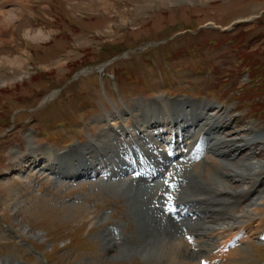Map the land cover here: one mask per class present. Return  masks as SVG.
I'll list each match as a JSON object with an SVG mask.
<instances>
[{
	"label": "rangeland",
	"instance_id": "obj_1",
	"mask_svg": "<svg viewBox=\"0 0 264 264\" xmlns=\"http://www.w3.org/2000/svg\"><path fill=\"white\" fill-rule=\"evenodd\" d=\"M6 2L0 0V4ZM46 2L50 4L46 14L52 20L39 11L35 18L26 19L33 27L59 29V35L48 43L40 44L47 39L44 34L33 38L39 46L30 48L32 63L43 69L14 88L0 89V260L9 264H177L167 256H146L148 240L132 214L135 211L128 196L120 188L107 185L120 182L121 175L116 174L121 170L111 175L117 180L104 182L58 178L43 172L45 163L41 162L35 169H25L35 150L65 153L58 157V163L76 160L77 148L79 152L96 142L111 123L116 127L112 121L116 115L132 107L147 106L159 112L160 105H180L183 101L187 104L179 107L188 111L199 106L226 110L229 123L239 119L233 122L230 136L228 132L221 136L240 139L252 135L259 143L240 154L238 160L234 156L224 160L217 156L224 149L215 155L202 153L211 148L214 136L209 137L206 149H199L203 157L199 155L196 164L200 183L213 179L231 192L249 188V179L227 182L229 177L223 178L218 170L222 164L238 170L262 164L264 181V0H195L191 7L145 15L136 22L134 31L123 29L111 41L97 30L116 19L113 15L100 12L74 20L65 12L64 0ZM130 6L131 0H117L118 11ZM0 41V52L14 53L27 47L19 31L0 32ZM159 127L163 125H155L149 133H156ZM247 130L250 132L243 134ZM189 131L194 132V128ZM161 137L149 145L162 143L168 135ZM167 140L173 147L174 140ZM186 141L184 144L197 146L191 138ZM118 142L117 150L123 146ZM160 143L157 151L166 149ZM177 153L181 155V151ZM252 153L255 156L249 157ZM22 165L27 167L22 169ZM60 168L61 177L72 174ZM256 189L246 191L247 200L230 212L236 217L250 213L256 220L254 228L264 222V184L258 182ZM222 224L224 219L214 225L215 229ZM183 231L188 230L182 229L181 237ZM217 232L211 236L208 232L201 239L196 236L198 247L191 241L189 245L205 248L209 239L217 238ZM106 235L112 238L111 244ZM249 240L241 247L253 261L263 264L264 244L258 245L251 236ZM214 242L216 248L221 246L222 241ZM255 252H260L258 258Z\"/></svg>",
	"mask_w": 264,
	"mask_h": 264
},
{
	"label": "bare ground",
	"instance_id": "obj_2",
	"mask_svg": "<svg viewBox=\"0 0 264 264\" xmlns=\"http://www.w3.org/2000/svg\"><path fill=\"white\" fill-rule=\"evenodd\" d=\"M160 101L162 103V100ZM186 104L187 103L183 101L180 105L179 103L163 104L164 106L160 105V108H158L160 109L159 112L149 107L147 109V106H140L139 109L132 107L131 110L128 108V111H123L118 117L117 115L115 116L116 119L112 120L114 125L118 126L120 132L111 133V128L105 130L106 132L101 133L99 139H96V142L88 143L85 145V148L79 150V152V148L75 150L76 156L74 158L76 160L67 159L66 163H58V157L65 153L56 155L57 152L48 154L35 150L34 155L32 154L28 160L32 162L27 165L28 167H23V164L21 168L24 169L27 167V169H25L26 172L37 168L40 166L39 164L41 162L45 163L42 170L43 172H48L58 178L79 180L98 178L101 174H107V169L112 164L110 161L116 159V167L118 170H121L120 173L116 174L121 175L120 182L117 184L108 182L109 184L107 185L114 186L116 190L120 188L123 194L128 196L129 202L133 207H131V210L134 209L135 211L132 214L137 222H139L142 234L144 231L143 235L146 236L148 240L144 251L146 252V256H167L172 262L177 264H258L257 261H253L251 257L246 254L245 249H243L241 245L243 242L249 243L246 242L249 241V236H263L264 222H260L261 224H259L256 229H252V221L255 219L250 213L246 212L243 216L236 217L230 216V212L233 213L239 208L242 200H247L246 191L252 190V192H256L257 183L264 184L263 179H261L260 171L263 165L259 164V166H256L251 164L246 167L245 170H238L236 167L230 169V167L224 166V164H222V167L218 168L223 178L224 176L229 177H227V182L235 181L236 179L239 182L247 181V179L254 182L253 184L252 182L250 183L249 188H244L240 192H231L227 190L228 188H224L223 183L214 181L213 179L206 180L207 183L205 184L200 183L201 180L199 179L196 169L195 172L191 173L187 171L190 160H195L200 155L199 149H203V147L206 149L205 146L208 144L205 145V143L209 142V137L214 136L213 142L209 143L211 148L207 152L203 151L202 153L215 155L216 152L224 149V153L220 152V155H217L222 156L224 160L232 158L233 156L234 160H238L240 154L247 152L252 146L257 145L258 142L257 140L255 141L251 134L248 138L244 136L240 139L236 137L231 139H228L226 136L222 137L221 134L224 132H228L229 136L231 135L232 125H234L233 122L239 119H235L234 121L230 120L232 122L229 123V114L226 110L213 108L212 106H199L188 111L185 108L179 107L181 105L185 106ZM147 111L156 114L151 116L147 114ZM212 112H214V114ZM167 114L171 117L166 118ZM119 116L121 117L120 120ZM106 120L107 119L104 121L106 122ZM226 123H229V126L224 128ZM160 124H162L163 127L156 128L155 137L151 136L148 131L153 130L155 125L157 126ZM237 125H241V123L238 122ZM143 126L146 127V129H143ZM192 128H194V132L191 133L189 129L191 130ZM248 132H250V130L243 132V134ZM146 134L148 135L147 137L152 138V142H156L157 138L160 139L162 138L161 136L165 134L172 136L171 140H174V146L171 147L170 150L171 154L175 157V150L181 149V145L187 142L186 140L190 138L195 139L193 143H195V145L197 144V146H191L189 148L190 150L194 148L191 151L189 149L183 151L185 149L184 146L182 150L183 157L176 158L174 162L168 158L165 152L155 151L152 154L153 165H149L144 159H141L130 171V169H128L129 158L124 153L125 148L131 147L133 151L130 154L133 156L141 153L145 155L146 158H149L148 152L150 151L146 149L145 144H143L146 142ZM232 136H234V134H232ZM118 140L123 145L119 150H117L115 146V142L119 143ZM112 142H114V144H111ZM103 145L106 149L110 150H106ZM152 148H156V145L152 146ZM227 149L228 151H226ZM30 154L27 155V157L30 156ZM251 156L255 155L252 153L249 157ZM103 159L106 160L103 161ZM25 162L26 160L23 163ZM58 164L60 166H58ZM193 166L196 167L197 165ZM60 167H64V170H68V172L72 174L66 178L61 177L59 174L61 173ZM56 170H58V172ZM133 174L136 175L134 179L131 177ZM111 175L112 173L108 174L104 179H111L113 177ZM3 176H6V174H3ZM129 176L130 178L127 179ZM165 180L168 181V185L165 184ZM134 181L138 182L135 183ZM180 181L183 186L178 193L169 187L170 184H172L173 187L176 182ZM183 187L188 191L187 193L182 192V190H184ZM198 188L201 189L202 194H200ZM231 190L233 189L231 188ZM194 192H198L199 195L194 194ZM166 193H173L170 194L172 197L171 200H167ZM221 197L228 198L220 199ZM222 201L224 202V206L221 203ZM157 204L159 205L157 206ZM166 207L168 211H166ZM173 208L175 209L174 211H172ZM230 208L232 210H227ZM192 213L196 214L194 218L189 215ZM175 216L177 219L181 218V221L183 219L185 221L179 223L177 219H175ZM232 218L233 220L229 221V219ZM221 219H224V228L218 234L219 238L217 242L222 241L218 249L214 247L216 244L214 241H216V239H209V241L205 243L206 245L204 244L205 248H201L202 250L194 249L189 245L188 240H190V238L196 239L197 236L198 239H201L207 237L208 232H211L209 233L211 236V234L213 235L216 231H219L215 229V226ZM185 226H190L191 231L181 237L180 231ZM247 230L250 231L247 232ZM252 231L254 232L250 233ZM106 238L111 244L113 241L112 238L109 236L105 237V239ZM231 241L239 242L232 245ZM228 244H231L232 247L229 248ZM206 254L211 255L205 257L204 261H200V256H206ZM181 257H183V259L179 261Z\"/></svg>",
	"mask_w": 264,
	"mask_h": 264
},
{
	"label": "clouds",
	"instance_id": "obj_3",
	"mask_svg": "<svg viewBox=\"0 0 264 264\" xmlns=\"http://www.w3.org/2000/svg\"><path fill=\"white\" fill-rule=\"evenodd\" d=\"M194 2L195 0H131L130 7L118 11L117 0H64L63 7L74 20L87 15H98L100 12L116 17L102 30H97L105 34L104 39L111 41L122 34L123 29L134 31L136 22L145 15L155 11L191 7ZM49 7L50 4L46 0H7L6 3L0 4V32L19 31L20 39L27 45L14 53L0 52V89L14 88L17 84L29 80L36 71L43 69V66L37 67L32 63L30 48L39 46L33 38L44 34L47 39L40 44L48 43L59 35V29L33 27L26 23V19L35 18L39 11L44 14L45 19L52 20V17L46 14ZM2 44L0 41V46Z\"/></svg>",
	"mask_w": 264,
	"mask_h": 264
},
{
	"label": "snow or ice",
	"instance_id": "obj_4",
	"mask_svg": "<svg viewBox=\"0 0 264 264\" xmlns=\"http://www.w3.org/2000/svg\"><path fill=\"white\" fill-rule=\"evenodd\" d=\"M165 184L168 185V181L167 180H165ZM169 187H171V186L169 185ZM166 198H167V200H171L172 199V197L171 196H167V194H166ZM174 210L175 209L173 208L172 211H174ZM166 211H168L167 207H166Z\"/></svg>",
	"mask_w": 264,
	"mask_h": 264
}]
</instances>
